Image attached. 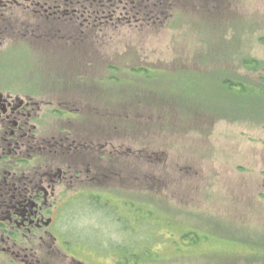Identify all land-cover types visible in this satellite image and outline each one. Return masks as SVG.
<instances>
[{
  "label": "rangeland",
  "instance_id": "obj_1",
  "mask_svg": "<svg viewBox=\"0 0 264 264\" xmlns=\"http://www.w3.org/2000/svg\"><path fill=\"white\" fill-rule=\"evenodd\" d=\"M241 1L247 9L237 8L240 0L132 3L139 16L154 8L177 12L167 29L141 35L128 21L136 16L131 10L115 20L125 26L108 35L100 30L103 20L95 19L94 58L80 52L78 63L95 64V98L106 105L111 134L115 125L129 134L141 112L160 116L153 125L167 138L151 139L143 130L139 154L168 158L143 159L126 185L114 176L100 181L111 189L107 200L80 194L76 211L63 218L72 237L67 251L89 264H264V90L253 88L255 81L264 85V74L259 66L244 67L264 62V0ZM242 76L253 88L244 96L222 82ZM61 102L71 107L64 98L51 105ZM88 104L76 108L73 123L101 128ZM188 231L203 241L189 245Z\"/></svg>",
  "mask_w": 264,
  "mask_h": 264
},
{
  "label": "flooded vegetation",
  "instance_id": "obj_2",
  "mask_svg": "<svg viewBox=\"0 0 264 264\" xmlns=\"http://www.w3.org/2000/svg\"><path fill=\"white\" fill-rule=\"evenodd\" d=\"M180 1L0 0V67H4L0 68V264H89L67 251L72 237L63 227L66 213L76 211L80 194L99 200L111 190L100 181L114 176L126 185L134 181L143 159L168 158L165 152L139 154L143 130L151 139L167 137L163 127L153 125L160 116L141 112L140 124L129 134L120 125L111 134L106 105L95 98L94 83L99 81L92 77L95 64H79L78 57L85 52L89 60L94 58L96 18L103 20L100 30L108 35L112 28L125 26L115 20L126 18L130 10L134 13L132 3ZM237 8L247 9L241 0ZM176 13L154 8L140 16L135 12L128 21L140 35L148 34L167 29ZM100 57L105 59L106 54ZM110 79L103 77L104 84ZM58 98L69 100L71 107L62 102L53 107L52 99ZM89 100L90 119L101 128L73 123L80 115L76 108L87 109ZM119 113L123 115V110ZM122 121L128 122L124 117ZM133 148L135 154L126 155ZM127 164L133 169L128 171Z\"/></svg>",
  "mask_w": 264,
  "mask_h": 264
},
{
  "label": "trees",
  "instance_id": "obj_3",
  "mask_svg": "<svg viewBox=\"0 0 264 264\" xmlns=\"http://www.w3.org/2000/svg\"><path fill=\"white\" fill-rule=\"evenodd\" d=\"M255 66H259V68L263 71L262 74H264V62L253 61L251 63H245L244 67L247 70H250V69H255ZM225 72L226 71H224V73ZM243 78L248 79L247 77H244V76H242V79H234V80H230V78L227 79L226 77H224L222 82L226 79L225 81L228 82L227 90L228 91H231V90L237 91L238 93H241L240 96L246 95L248 92L253 90V88H254L255 91H263L264 90V85L261 82V80L253 82V88H252L251 83L245 81ZM262 81L264 82V77L262 78ZM235 87H237V88L234 89ZM246 103L247 102L242 101L240 103V105L242 106V105H245ZM201 237L202 236H200L196 231H188V232H185L183 234L184 240L189 245H194L196 243L199 244L200 242L203 241V239ZM118 251H119V253L121 252V250H118ZM123 252L128 253L129 249H128V251L127 250H123Z\"/></svg>",
  "mask_w": 264,
  "mask_h": 264
}]
</instances>
